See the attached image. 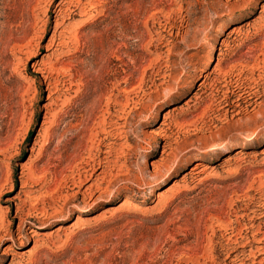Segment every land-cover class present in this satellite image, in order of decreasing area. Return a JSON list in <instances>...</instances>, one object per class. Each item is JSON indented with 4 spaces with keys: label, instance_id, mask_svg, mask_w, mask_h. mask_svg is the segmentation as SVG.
<instances>
[{
    "label": "rangeland",
    "instance_id": "obj_1",
    "mask_svg": "<svg viewBox=\"0 0 264 264\" xmlns=\"http://www.w3.org/2000/svg\"><path fill=\"white\" fill-rule=\"evenodd\" d=\"M262 126L264 0H0V264L260 259Z\"/></svg>",
    "mask_w": 264,
    "mask_h": 264
},
{
    "label": "bare ground",
    "instance_id": "obj_2",
    "mask_svg": "<svg viewBox=\"0 0 264 264\" xmlns=\"http://www.w3.org/2000/svg\"><path fill=\"white\" fill-rule=\"evenodd\" d=\"M204 86V85H203ZM205 88V87H204ZM263 89V88H262ZM248 95H249V93H247ZM247 96V95H246ZM264 135V126H262V128H259V130H256L255 132H253L251 135H248L247 136V138H245L244 140H242L241 142H240V144H236V145H238V146H240V147H243V146H246V145H248L249 143H251L254 139H257V138H259V137H261V136H263ZM230 146L229 147H231L232 146V144H229ZM224 148H226V146H224V144H222V145H218V150H220V149H224ZM101 166V165H100ZM94 172H95V170L93 169V171L89 174V176H91V175H94ZM24 183H27V181H25ZM264 203V202H263ZM119 207H126V208H135L136 207V204H135V202L134 201H132V200H124L120 205H119ZM253 211V210H252ZM262 226H264V224H261V223H256V225L254 226V224H251V226H250V228H254L255 230L252 232V231H250L251 232V234L250 235H243V234H241V232H238V233H236V232H234L235 231V229L234 230H231V231H229V232H231L230 233V236L228 237V242H231V244L232 245H235V244H239L238 242H239V240H244V239H248V238H251V239H256V238H258V242H262V241H264V230H262V228H264V227H262ZM247 227V226H246ZM248 229V228H247ZM238 230V229H237ZM245 230H246V228H245ZM253 230V229H252ZM247 231V230H246ZM245 231V232H246ZM244 232V231H243ZM249 232V233H250ZM247 233V232H246ZM231 234H232V236H231ZM234 236V238L233 239H231L232 237ZM245 242V241H244ZM249 241H247V243H248ZM230 244V243H229ZM234 248H235V246H234ZM238 249V248H237ZM236 249V250H237ZM260 249V248H259ZM261 249H263V248H261ZM260 249V250H261ZM256 250V249H255ZM232 251V250H231ZM238 251V250H237ZM249 251H250V249H249ZM253 251V250H252ZM251 251V252H252ZM259 250H257V252H258ZM255 252V251H254ZM232 253L233 252H228L227 253V256L225 257V261H226V263L225 264H227L228 262L227 261H233V259H239L241 262H239L240 264H244V263H246V261H250V260H252V262L253 263H255V262H258L259 264H264V249H263V251L261 250V253H263V256L262 257H260V259H258L256 256H255V254H253V253H249V252H246L245 250H240V251H238V252H234L235 254H233L232 255ZM256 253V252H255ZM258 253H260V252H258ZM261 253H260V255H261ZM257 254V253H256ZM257 255H259V254H257ZM259 255V256H260ZM258 259V261H255V259ZM256 259V260H257ZM238 260V261H239Z\"/></svg>",
    "mask_w": 264,
    "mask_h": 264
}]
</instances>
